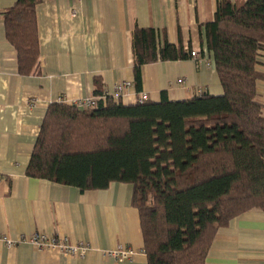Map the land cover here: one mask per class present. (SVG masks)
Returning <instances> with one entry per match:
<instances>
[{
    "label": "trees",
    "instance_id": "16d2710c",
    "mask_svg": "<svg viewBox=\"0 0 264 264\" xmlns=\"http://www.w3.org/2000/svg\"><path fill=\"white\" fill-rule=\"evenodd\" d=\"M206 45L221 94L124 104L104 94L83 109L52 103L27 174L82 191L113 182L134 187L148 264H207L221 226L264 208V105L257 85L264 53V0H216ZM38 0H17L4 13L22 75L40 74ZM154 29L132 35L134 73L159 60L186 59L191 48L161 43Z\"/></svg>",
    "mask_w": 264,
    "mask_h": 264
},
{
    "label": "crops",
    "instance_id": "0c3cea01",
    "mask_svg": "<svg viewBox=\"0 0 264 264\" xmlns=\"http://www.w3.org/2000/svg\"><path fill=\"white\" fill-rule=\"evenodd\" d=\"M17 0H0V264H148L140 213L132 204L134 187L113 182L106 189L80 188L31 177L27 167L47 110L52 103L73 105L104 94L124 104L141 96L159 102L182 100L199 91L223 92L215 62L207 51L206 24L215 18L216 0H38L36 24L40 74L22 75L18 52L6 34L4 13ZM154 29L192 56L159 60L142 67L138 89L132 35ZM264 72V53L261 57ZM182 78L183 83L178 80ZM130 83L122 94L116 86ZM264 105V80L257 85ZM64 237L70 244H91L83 256L38 249L23 241L34 232ZM132 249L118 260L110 251ZM207 264H264V208H253L221 226Z\"/></svg>",
    "mask_w": 264,
    "mask_h": 264
},
{
    "label": "built area",
    "instance_id": "2783aa9c",
    "mask_svg": "<svg viewBox=\"0 0 264 264\" xmlns=\"http://www.w3.org/2000/svg\"><path fill=\"white\" fill-rule=\"evenodd\" d=\"M234 1V0H232ZM191 56L198 62H201L203 60V56L201 54V51L197 48L191 49ZM179 83H183V79L180 78L178 80ZM130 83L128 82H119L116 86V91L118 94H122L124 92V89L126 86H128ZM199 94L202 93L200 90L198 92ZM147 98L146 95H142L140 98V102L145 101ZM80 108L88 109L94 105V99L92 97H88L86 99H83L81 101H78L75 103ZM1 238V237H0ZM6 243L8 246L14 245L16 242H23L27 241L32 243L34 246H36L38 249H56L62 253H65L67 255H80L83 256L87 253V251L90 249L91 244L88 242H80L77 245L70 244L66 238L64 237H58L54 235H49L44 232H34L31 235H22L18 238L17 241L6 239ZM134 251L132 249H119V250H113L110 251V255L114 256L118 260H124L129 259L133 255Z\"/></svg>",
    "mask_w": 264,
    "mask_h": 264
}]
</instances>
